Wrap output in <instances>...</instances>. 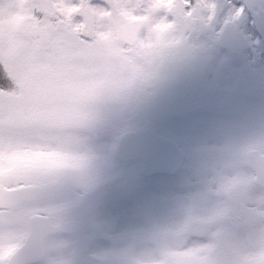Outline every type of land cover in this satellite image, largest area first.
<instances>
[{"label":"rangeland","instance_id":"1","mask_svg":"<svg viewBox=\"0 0 264 264\" xmlns=\"http://www.w3.org/2000/svg\"><path fill=\"white\" fill-rule=\"evenodd\" d=\"M238 13L231 0H195L191 11L185 10L184 0H0V66L20 83L12 95L0 91V180L40 182L55 171L61 181L64 168L96 156L98 171L93 166L89 175L82 172L72 182L91 183L122 171V181L137 188V233L117 236L138 253L133 264H261L264 192L255 186L246 159L250 153L264 155V50L257 46L253 56ZM192 17L199 20L197 27ZM134 18L143 20L144 27L137 44L126 49L116 30ZM231 21L239 26V55L218 44L220 26ZM185 33L194 36L195 44ZM220 75L226 82L246 78V94L234 101L238 106L198 109L163 124L185 152L183 168L174 177L145 178L131 171L135 161H120L111 152L106 156V147L111 151L122 131L146 121L155 126L203 93L201 81ZM55 119L73 123L78 136L93 143L75 150L74 157H60L68 167L58 169L48 166L54 163L53 153L71 150L74 140L63 132L53 145L46 141L52 131L35 128ZM27 123L34 125L31 133L35 128L44 135L34 144L45 157L39 166L12 159L15 148L32 146L31 137L23 141L27 131L21 126ZM41 154L30 156L39 160ZM44 208L54 209V202ZM3 216L0 254L17 244L22 231L17 212ZM187 217L206 223H184ZM115 251L108 254L112 260ZM85 253L98 251L89 247Z\"/></svg>","mask_w":264,"mask_h":264},{"label":"flooded vegetation","instance_id":"2","mask_svg":"<svg viewBox=\"0 0 264 264\" xmlns=\"http://www.w3.org/2000/svg\"><path fill=\"white\" fill-rule=\"evenodd\" d=\"M258 4L260 7L264 8V0H258ZM79 128L90 129L92 127L88 125H79ZM36 152L40 153L39 148ZM93 165L94 162L89 161L78 171L67 170L61 181L56 178V176H59L55 171L51 172V177L46 181H27L24 185H39L45 182H53L55 183L53 186L54 193L50 192L51 190L48 188L47 191H43V195H50L48 198L25 202L16 208L0 209V216L17 212L18 221L22 227L19 237L22 239H24L30 231L28 223L29 218L31 216H37V214L45 215V220L51 224H60L71 220L80 224L81 229L77 233L66 232L51 235L52 237H62L61 239L64 243H68L66 238H75V242L74 247L73 244L70 243V249L66 251V253H69L67 256H61L62 253L57 255L56 253L54 257L57 256V258H54V260H52L53 263L51 262L50 264H91L86 263L85 258L90 259V262L97 261V259L93 253H84L87 247L91 246L96 251H101L108 255L109 253H113V250L115 251V249H110V247H114V245L118 243L117 236L124 234L122 231L123 226L120 225L117 215L111 214L109 218L101 221L104 214L107 213L108 207L122 206L119 198L124 196L125 189L123 185L117 186L121 174L119 173L114 178L107 181L95 179V182L91 181V183L80 185L72 182V178L74 177L77 179L82 172H86L89 175ZM27 166H30V164ZM37 166H39V164ZM54 168L58 169L59 167L55 166ZM94 170L98 171V167H95ZM1 185H6V183H1ZM261 189L263 190V188ZM48 201L54 202V209L44 208ZM29 204H39L41 206L29 211L26 209ZM133 207H136V211H138V197L134 199ZM138 218V214L133 215V227L139 224ZM1 221L5 222V219ZM135 229L136 228H133V231ZM115 254V259L120 264L121 259H123V252L116 249ZM9 255L2 259L5 264H9ZM96 264H105V261L98 260ZM127 264H133L131 258L127 259Z\"/></svg>","mask_w":264,"mask_h":264},{"label":"snow or ice","instance_id":"3","mask_svg":"<svg viewBox=\"0 0 264 264\" xmlns=\"http://www.w3.org/2000/svg\"><path fill=\"white\" fill-rule=\"evenodd\" d=\"M195 0H184V8L191 11ZM231 7L238 9L244 17V27L249 35L250 50L255 56V48L258 46L264 50V20L258 19L250 10L246 9L240 0H231ZM205 91L197 94L189 104L182 108L172 109L169 116L161 120L154 127L146 129L142 134L134 136L127 147L129 157L136 160L131 169L133 174L139 172L152 174L169 164V158L163 156L165 148L175 143V139L164 130L163 124L171 118L186 116L198 109L231 108L238 106L234 101L243 97L247 92V80L244 76L232 78L226 82L223 75L217 76L211 81H201ZM136 191H129L127 195L134 196Z\"/></svg>","mask_w":264,"mask_h":264},{"label":"water","instance_id":"4","mask_svg":"<svg viewBox=\"0 0 264 264\" xmlns=\"http://www.w3.org/2000/svg\"><path fill=\"white\" fill-rule=\"evenodd\" d=\"M245 1V0H244ZM249 0H246L248 2ZM264 12H259L255 14L258 19L264 20ZM192 22L196 25L197 20L193 19ZM141 28V23L139 21L129 22L124 25L119 30V37L128 41V43L133 44L136 40L137 33ZM221 45L232 53H238L240 51V46L238 45L235 28L231 26H225L220 34ZM150 124L147 126L139 128L134 131H128L119 141V153L121 156L130 159L131 157L127 154V147L131 139H135L134 136L142 134L146 129H149ZM163 156L165 158H169V164L167 167L162 168L152 174H144V175H153L157 173H169L174 174L180 167L182 161V155L178 150L177 145L174 143L168 148H165L163 151ZM248 162L253 166L256 174V181L264 184V157L250 156ZM33 197V192L25 189H12L6 192L0 193V207L14 206L19 204L24 198ZM46 230V229H45ZM43 232H32V234L27 238L26 242L13 254L14 258H20L25 261L28 259V255L32 252L38 253L35 257L31 259H37L41 254V239L44 234L50 231H56L55 229H47ZM21 261V262H23Z\"/></svg>","mask_w":264,"mask_h":264},{"label":"crops","instance_id":"5","mask_svg":"<svg viewBox=\"0 0 264 264\" xmlns=\"http://www.w3.org/2000/svg\"><path fill=\"white\" fill-rule=\"evenodd\" d=\"M21 139H18V141H20ZM22 156L20 153L16 154L15 157H13L12 159H18V160H21Z\"/></svg>","mask_w":264,"mask_h":264}]
</instances>
